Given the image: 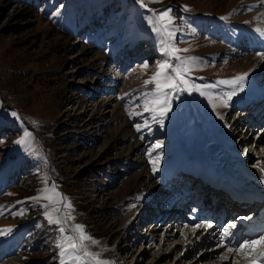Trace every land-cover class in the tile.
Instances as JSON below:
<instances>
[{"label":"rangeland","instance_id":"obj_1","mask_svg":"<svg viewBox=\"0 0 264 264\" xmlns=\"http://www.w3.org/2000/svg\"><path fill=\"white\" fill-rule=\"evenodd\" d=\"M145 3L172 9L175 46L188 50L177 56L198 58L190 83L211 85L261 72L257 53L264 35L257 28L264 29V0ZM149 15L139 0H0V228H12L0 235V264H61L58 244L74 224L99 241L88 250L114 264H154L159 252L169 258L157 264H176L186 255L180 248L172 253L175 243H166L141 256L145 245L126 230L136 205L122 200L146 187L151 188L143 193H150L185 146L198 159L209 158L213 146L230 147L224 125L237 115L231 103L219 106L216 97L227 93L219 85L202 89L212 100L196 92L171 98L162 125L150 118L143 105L155 84L145 81L161 63L178 61L159 51ZM136 124L142 125L139 131ZM239 130L232 129L234 138ZM26 134L29 145L17 143ZM156 144L162 147L153 150ZM248 148L256 172L264 175V147ZM146 166L152 178L143 175ZM53 185L72 206L74 219L63 225L64 234L45 215L65 211L63 201L51 204L46 198L51 191L41 194ZM230 258L223 264H237L242 255Z\"/></svg>","mask_w":264,"mask_h":264},{"label":"bare ground","instance_id":"obj_2","mask_svg":"<svg viewBox=\"0 0 264 264\" xmlns=\"http://www.w3.org/2000/svg\"><path fill=\"white\" fill-rule=\"evenodd\" d=\"M261 47L258 48L260 49ZM261 51L262 53H264V45L261 48ZM258 60V65L261 68V72L255 75H248L246 81L243 84V91H238L237 95L233 96L232 100L230 101L231 105L234 104L232 110H234L238 114L237 117H235V120H232L231 122H225L224 125L226 133H229L233 138V140L230 142V147H221L219 149L218 146H213L210 151L216 148L215 150L219 149V153L216 154L214 150L213 152H211L209 158L206 157L204 159L191 157L189 155V151L184 148L180 150L177 158L170 166V169L167 171L166 175L162 179L158 180L155 188L150 193H143L151 188L146 187L141 193H129L127 197L123 198V205H136L135 217L133 220L129 221L126 230L130 229L132 230V232L134 231L131 237H135L136 234L143 233L142 236L135 238L134 241L138 242V244H144L146 247L140 254L141 256L145 254L147 255L149 251L157 247V245L175 243L173 244L174 247L171 245L173 247L171 248L172 253L176 252V250L179 248L181 251L186 250V252H184V254L186 255L182 256L181 258L179 257V262L181 260H184L187 262L186 264H223L229 261V259H232L230 258L231 256L235 255L238 257L239 254L242 255V258L240 261L238 260L237 264H264V249H260L251 254V250L248 251L244 248L240 249L239 251L228 252L225 251L224 247L218 246L221 244L222 229L235 221H237L236 227L232 229V232L234 233V239L228 246L235 248V239L239 238V236H244L243 228H247V226L245 225L248 222L247 219H239V214H241L239 211L237 212V215L234 216H228L227 209V211L221 210L218 214L214 215L213 213H211L207 205H201L200 201H196L195 198L191 196V194L194 193L190 190V187H185L181 189V192L175 193L176 190H179V187L181 186L179 180H181L182 177L186 176V171H195V169L198 170L197 168L207 167L216 172L226 174L230 173L247 179L251 184L254 185V188L260 192V195H263L262 199H264V176L261 177L251 167L245 166V155L243 154V152L240 153L235 146L245 144V146L248 147L250 144L253 147V139L260 135L256 140L254 151H257L259 147H264V134H261L262 130L264 129V120H262V118H264V104H262V106H254L253 104H250L247 107L235 106L237 103L243 101L244 98L249 97L246 96V89H249L251 86H254L257 89L262 87L264 88V59H260V57H258ZM232 87L233 86L231 85L224 86L226 92H229ZM246 112H248L247 116L240 115L241 113L246 114ZM242 122L249 125L246 131H244L243 133L241 130H239L238 136H240V139L236 141L234 139V133L232 129L236 130L238 127H240V123ZM259 127L262 128L260 133L258 132V130L260 129ZM261 156L263 159L264 154H262ZM248 158L255 160V155L249 154ZM193 162L201 164H197L192 168V166L194 165ZM219 168H223L224 170H221ZM143 175H147L152 178L147 166L143 172ZM161 194L163 195L160 197ZM187 194L188 197H192V202H188L189 200L186 201ZM152 199H154L155 201L158 200L159 203H162L161 206L166 209L165 212H170L169 217L165 219V221L161 224L159 223V221L161 222L163 220L162 218H159L158 220L157 218H153L150 220L147 219V217H144L145 214L140 211L141 208ZM176 200H180L181 202L172 204ZM154 219H156V223L151 224ZM208 223H211L213 227H196V225L198 224L206 225ZM148 224L150 225L148 226ZM262 224H264V219H262ZM143 226H146L145 231L143 229L140 230ZM164 228L167 229L165 230ZM134 229L136 230V232ZM160 231H162V233H160V235L162 234V236L159 239V237L157 238V236H159ZM242 232L243 235L241 234ZM258 236L259 235H254L249 240H255ZM155 237L159 240V244H157L158 240ZM126 245L131 249V247H129V245L131 244L128 245V243H126ZM249 246L250 248L257 249L259 248L260 244H250ZM128 251L129 250H127V252ZM193 252H198L195 257H191V254ZM222 257H228V259H223ZM168 258V254H162L159 252L154 256L152 262H154V264H157L159 262L164 263ZM138 260L139 259L137 258L136 263ZM179 262H177L176 264H180Z\"/></svg>","mask_w":264,"mask_h":264},{"label":"snow or ice","instance_id":"obj_3","mask_svg":"<svg viewBox=\"0 0 264 264\" xmlns=\"http://www.w3.org/2000/svg\"><path fill=\"white\" fill-rule=\"evenodd\" d=\"M149 3L156 2V0H148ZM139 3L142 7L147 9L151 15L147 17V23L150 25L151 30L159 37L160 48L159 51L170 57L175 58L178 63L170 64L167 61L159 65L158 70L153 74V76L145 81V84L154 83L155 90L152 93L147 94L148 97L144 102V109L146 112L151 113V119L156 123L163 124L164 117L167 116V113L171 111V98H177L181 92L192 93L196 92L201 96H207L209 100H212L213 97L206 91L202 89L217 88L219 85H231L232 89L222 95L216 97L219 100L220 107H229L232 97L237 95L238 91H243V84L246 81L248 73H242L235 76L232 79L220 80L216 84L211 85H199L194 82L190 83L189 73L193 62L198 58L196 57H184L181 58L177 56V53L180 51H188L187 49H179L175 46L176 32L178 29L175 26V17H172L170 14L172 12L171 8H167L163 11H158L155 9L148 8V4L145 3V0H139ZM167 18V19H165ZM257 31L264 35V29L257 28ZM257 56L260 59H264V53H257ZM147 63L142 65V67H147ZM127 95V94H126ZM213 108L217 107V104H212ZM13 116H18L17 113H12ZM130 116H142L143 113H129ZM221 120L224 119L223 116H220L217 113ZM144 127L148 126V121L145 120ZM136 129L139 131L142 127L141 124L135 125ZM230 127V126H229ZM32 137L30 134H26L22 137L17 143L28 146ZM162 147L161 144H156L153 147V150ZM244 154H247L245 150ZM151 155V153H149ZM158 159V157H157ZM153 171H156L155 166ZM55 185L52 186V189H42L41 194L44 195L51 191L52 195L46 196L51 204H59L61 201L64 203V214L62 216H54L52 212H45L46 217L50 223L56 225H61L59 227V232L64 234L66 229L63 226L70 219H74L71 215L72 206L69 201H67L62 194H59L55 191ZM41 197H32L33 200H39ZM47 208L48 205H45ZM54 211H59V209H54ZM0 214H3L0 211ZM17 215L23 213L17 212ZM247 219V218H245ZM197 228L206 227L211 228L213 225L208 223L206 225H196ZM236 227L235 223H231L228 226L224 227L221 232V244L218 246L224 247L225 251H239L244 248L246 244L257 245L264 243V235L259 236L257 239L252 241H243L235 248L228 245L231 244L234 239V233L232 229ZM12 231L11 227L0 228V235H8ZM99 241L92 238L84 230V226L81 224H74L71 226L70 234L62 235L61 242L58 244L60 248V255L62 257L61 264H114L113 261L104 260L101 258L100 252H91L89 251L90 245H98ZM223 259H228V257H222Z\"/></svg>","mask_w":264,"mask_h":264}]
</instances>
